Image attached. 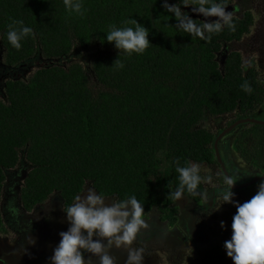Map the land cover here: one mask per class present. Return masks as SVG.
<instances>
[{
    "label": "trees",
    "instance_id": "obj_1",
    "mask_svg": "<svg viewBox=\"0 0 264 264\" xmlns=\"http://www.w3.org/2000/svg\"><path fill=\"white\" fill-rule=\"evenodd\" d=\"M84 6L80 17L69 14L64 0H0L1 64L17 70L35 57L42 60L29 77L4 80L0 91V190L6 172L24 160L28 206L57 193L68 207L93 186L117 200L135 195L144 216L161 211L174 223L170 207L178 204L172 193L179 184L174 160L209 165L224 181L215 153L217 136L238 119L264 120L259 111L264 77L254 67L244 70L237 52L225 66L217 59L222 41L242 37L249 15L234 21L235 32L225 27L206 41L177 29L163 0H84ZM13 18L35 33L19 50L6 36ZM127 18L149 29L151 45L143 54L121 51L119 56L106 40L109 25L123 26ZM118 56L122 69L112 67ZM245 80L254 89L251 95L240 87ZM231 134L235 153L256 173L247 181L264 173V123H246ZM201 175L213 177L203 169ZM259 182L233 190V199L250 200ZM205 196L202 181L182 198L200 204ZM224 207L233 211L219 228L221 216L229 214ZM208 209L214 212L206 216V227L210 219L209 228L223 238L236 207L219 201ZM195 254L194 264H234L219 243Z\"/></svg>",
    "mask_w": 264,
    "mask_h": 264
},
{
    "label": "clouds",
    "instance_id": "obj_2",
    "mask_svg": "<svg viewBox=\"0 0 264 264\" xmlns=\"http://www.w3.org/2000/svg\"><path fill=\"white\" fill-rule=\"evenodd\" d=\"M64 5L69 14L80 17H84L87 11L84 0H64ZM180 5L193 6V13L217 19H193L188 12L182 11ZM227 6V0H178L176 4L163 0V8L175 16L177 29L206 41H211L212 36L221 33L225 27L236 31L234 13L227 11ZM121 24L123 26L109 25L105 32L107 42L114 43L119 56L121 51L127 56L143 54L151 45L149 29L131 18L123 20ZM34 34L31 26L15 18L8 24L6 32L8 42L17 50L22 47L23 40ZM119 56L112 67L122 69L125 65ZM250 63V60H245L243 69L247 70ZM240 87L249 95L254 91L247 80ZM174 165L179 174V184L172 195L177 200L185 191L193 193L198 190L202 181L213 182L212 175H201L200 163L185 161L181 164L180 159L176 158ZM239 179L240 176L226 175L219 194L224 203H232L236 207L231 238L224 242V249L234 264H264V180L257 185L256 194L241 204L233 199L235 193L232 190ZM85 191L76 195L74 203L64 208L69 228L60 232L61 239L49 258L50 264H86L85 252L97 256L99 264H117L110 252L113 247L127 251L125 264H143L144 249L131 247L138 232L145 226V208L141 201L135 195H130L126 199H114L108 205L105 203L107 197L95 187L88 186ZM224 226L221 221V227ZM30 243L34 244L35 241L30 238Z\"/></svg>",
    "mask_w": 264,
    "mask_h": 264
},
{
    "label": "rangeland",
    "instance_id": "obj_3",
    "mask_svg": "<svg viewBox=\"0 0 264 264\" xmlns=\"http://www.w3.org/2000/svg\"><path fill=\"white\" fill-rule=\"evenodd\" d=\"M237 3L240 7H244L247 2L245 0H237ZM256 20L255 28L260 25L261 17L258 13H255L254 16ZM254 35H247L243 41L237 43V45H232L233 48L236 47L241 49V53L243 55L244 61L254 59L257 63L262 62L261 58L264 60V55L259 51V49H254L256 40ZM261 57V58H260ZM76 58V57H75ZM68 61L71 58L67 59ZM42 60H39V57H35L31 61L27 62L23 66L16 69H8L3 66L0 62V91L3 90L4 80L7 78H27L29 75L35 71L36 68L42 63ZM64 63V62H62ZM66 64V62H65ZM263 64V63H262ZM14 70H16L14 72ZM2 96L3 93L0 92ZM4 96V95H3ZM259 111L264 114V105L259 108ZM228 118V117H227ZM203 125H206L204 123ZM224 127H226V123L223 122ZM234 139V135L230 134L223 138V141L220 143V148L222 157L226 161V165L230 168V172L235 174L236 176H240V181L246 180L251 176L252 172L254 174L255 171L250 168L238 157L235 153L232 142ZM26 162L24 160L21 161L20 167L24 172ZM205 174H213V182L211 184L205 182L206 186V196L204 203L205 207L198 208L195 205V202L190 199H185L182 201V197L177 200L180 204L177 210V218L178 222L175 224L171 223L167 218L162 217V212L153 211L149 213V215L144 216L145 226L140 229L137 234L136 239L134 240L131 247L134 248H143L144 249V260L143 264H194L196 252L199 249H206L207 247H212L214 244L219 243L224 246V242L231 238L232 229L226 228L221 236H218L213 232L212 229L209 228V223L207 227L205 225L206 216L209 214H213L214 211L209 210L208 208L212 207L209 203L214 205V200L218 199V202L223 201L220 198V189L224 186L223 180L216 179V173H214L213 168L209 165H203L202 168ZM250 171V172H249ZM18 173V172H17ZM231 173V174H232ZM232 174V175H233ZM11 174H8L10 177ZM241 183V182H239ZM86 195V191L84 193ZM117 198H106L105 203L110 205L113 200ZM208 211V213L206 212ZM216 210V208H213ZM224 211L229 212V214L224 217L221 216L222 219L218 222V227L221 228V221L225 222L229 221V215L233 211V209L224 207ZM65 213V211H63ZM62 214L57 222V242L49 249L52 252L54 248L60 242V232L67 231L69 228V222L67 220L66 213ZM204 218V223H203ZM157 232H160L158 234ZM165 234L176 235L177 239H174L172 236L167 237ZM172 237V238H170ZM95 239V237H94ZM8 243V239H5ZM0 247L2 246V241H0ZM9 244V243H8ZM12 245V244H11ZM10 245V246H11ZM10 249V248H9ZM111 255L114 256L120 264H125L127 259V251L124 248H115L113 247L111 250ZM86 264H99V258L91 253L85 252Z\"/></svg>",
    "mask_w": 264,
    "mask_h": 264
},
{
    "label": "flooded vegetation",
    "instance_id": "obj_4",
    "mask_svg": "<svg viewBox=\"0 0 264 264\" xmlns=\"http://www.w3.org/2000/svg\"><path fill=\"white\" fill-rule=\"evenodd\" d=\"M245 1L247 4L244 7H240L237 0H228L227 2L228 6L232 7L231 11L234 13V21H242L249 15V18L246 19L249 20V23L240 39L234 37L230 41H222V48L217 53V59L221 66H225L227 59L234 52L239 53L244 62L241 49L236 47L233 48L232 45H237V43L243 41L247 35L255 36L256 44L254 49H259L262 55H264V0ZM256 12L261 17V23L257 28H255L256 20L254 18ZM188 13L192 16L189 11ZM199 19L214 21L209 17H202ZM261 60L262 62L257 63L254 59H251V63L247 67V70L254 67L255 70L259 72V76L264 77V60L262 58ZM251 170L252 169H250V171ZM9 173L11 174L10 177H8ZM25 175L19 163L16 167L6 172V178L0 190V241H2L3 246V248L0 247V264H50L49 258L52 256V252H50L49 249L57 242L56 225L59 218L64 213V208H67L65 205L66 201L62 200L61 195L57 193L50 195L44 202H39L32 206L26 205L23 201L22 188ZM185 199L182 198L181 202ZM213 202L214 205L217 204L218 199ZM180 204L179 202L178 204L174 203V205L170 207L176 218L173 224L178 222L176 214ZM205 204L204 200L200 204L195 202L198 208H204ZM209 204L212 207L214 206L211 203ZM172 219L173 218H170L168 220L171 222ZM157 233L160 234V232ZM165 235L177 239L176 235ZM30 238L35 241L34 244L30 243ZM5 239H8L9 244ZM117 264L120 263L117 262Z\"/></svg>",
    "mask_w": 264,
    "mask_h": 264
},
{
    "label": "water",
    "instance_id": "obj_5",
    "mask_svg": "<svg viewBox=\"0 0 264 264\" xmlns=\"http://www.w3.org/2000/svg\"><path fill=\"white\" fill-rule=\"evenodd\" d=\"M181 7L187 11H189L191 13V15L195 18H202L203 15L202 14H198V13H193L191 11V8L193 6H184L181 5ZM232 7L231 6H227V11H231ZM212 20H216V17H209ZM246 123H264V120L256 118V117H246V118H242V119H238L235 122H233L231 125L227 126L225 129H223V131H221L219 133V135L217 136L216 140H215V153L218 159V162L221 166V169L223 170L225 176L226 175H231L230 171L228 170L225 160L222 157V153H221V149H220V142L221 140L230 135L234 130H236L240 125L246 124ZM261 180H264V173L258 174L256 176H254L253 178H251L250 180L243 182V183H236L233 186L232 190H237V189H243L245 187H249L251 185H253L254 183H257ZM108 198H114V197H108Z\"/></svg>",
    "mask_w": 264,
    "mask_h": 264
}]
</instances>
